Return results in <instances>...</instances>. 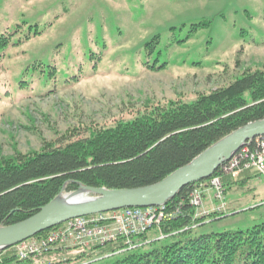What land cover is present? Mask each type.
Wrapping results in <instances>:
<instances>
[{
  "label": "rangeland",
  "instance_id": "obj_1",
  "mask_svg": "<svg viewBox=\"0 0 264 264\" xmlns=\"http://www.w3.org/2000/svg\"><path fill=\"white\" fill-rule=\"evenodd\" d=\"M5 34L12 37L0 50V159L264 70V0H0ZM214 202L225 204V216L200 234L264 224V177Z\"/></svg>",
  "mask_w": 264,
  "mask_h": 264
},
{
  "label": "trees",
  "instance_id": "obj_2",
  "mask_svg": "<svg viewBox=\"0 0 264 264\" xmlns=\"http://www.w3.org/2000/svg\"><path fill=\"white\" fill-rule=\"evenodd\" d=\"M10 37L0 36V50L10 44ZM262 119L264 70L246 69L228 85L191 101L146 105L129 119L68 129L45 141L38 151L0 159V227L27 219L62 189L70 193L78 184L109 190L156 184L235 130ZM220 182L224 193L238 181L222 176ZM191 187L166 203L169 212L179 205L180 215L136 239L139 246L133 250L119 252L124 247L118 240L74 249L79 250L74 257L56 250L44 256L41 264H83L103 258L111 259L105 264H264V224L245 231L198 233L225 213L194 219L195 210L188 205ZM0 260L16 263L11 249L0 252Z\"/></svg>",
  "mask_w": 264,
  "mask_h": 264
},
{
  "label": "built area",
  "instance_id": "obj_3",
  "mask_svg": "<svg viewBox=\"0 0 264 264\" xmlns=\"http://www.w3.org/2000/svg\"><path fill=\"white\" fill-rule=\"evenodd\" d=\"M244 172H253L264 177V137L255 138L243 145L232 157L221 164L217 175L206 182L193 184L188 193V205L195 210L194 219L219 214L223 205L212 210L204 206V193L213 190L214 199L221 201L222 176L237 177ZM180 206L172 212L166 205L151 208H129L118 211L77 218L67 221L43 235H36L12 248L16 263L41 264L42 258L56 250L71 251L122 241V251L138 247L136 239L175 215H180ZM160 236L159 239H162ZM118 252V253H119ZM0 264H4L0 260Z\"/></svg>",
  "mask_w": 264,
  "mask_h": 264
},
{
  "label": "water",
  "instance_id": "obj_4",
  "mask_svg": "<svg viewBox=\"0 0 264 264\" xmlns=\"http://www.w3.org/2000/svg\"><path fill=\"white\" fill-rule=\"evenodd\" d=\"M264 137V119L246 124L207 148L187 165L160 182L135 189L92 188L78 184L80 191L92 197L76 203L60 202L64 189L37 213L16 224L0 227V252L67 221L122 209L151 208L166 205L186 186L205 181L247 142Z\"/></svg>",
  "mask_w": 264,
  "mask_h": 264
},
{
  "label": "crops",
  "instance_id": "obj_5",
  "mask_svg": "<svg viewBox=\"0 0 264 264\" xmlns=\"http://www.w3.org/2000/svg\"><path fill=\"white\" fill-rule=\"evenodd\" d=\"M261 177L262 176H259L258 174L253 173V172H244V173L238 175L237 177H234V178H237V181H238L237 184L231 186V188L225 189L224 193L226 190H232V189L236 190V189H239L245 185H248V184H251L255 181H258ZM214 201H215V199L213 196V190L205 191V193H204V206L206 207V209L212 210L214 208H218L219 205L216 204ZM222 205H223V210H224L225 204H222ZM223 210H222V212L225 213V210L224 211Z\"/></svg>",
  "mask_w": 264,
  "mask_h": 264
},
{
  "label": "bare ground",
  "instance_id": "obj_6",
  "mask_svg": "<svg viewBox=\"0 0 264 264\" xmlns=\"http://www.w3.org/2000/svg\"><path fill=\"white\" fill-rule=\"evenodd\" d=\"M88 195H89L88 193L83 192V191H80L78 194H75V195L62 194L60 197V202L67 203V204L76 203V202H80L83 200H87L89 198Z\"/></svg>",
  "mask_w": 264,
  "mask_h": 264
}]
</instances>
